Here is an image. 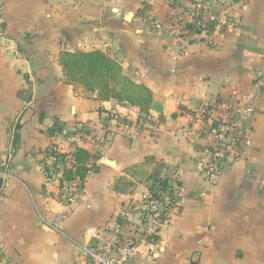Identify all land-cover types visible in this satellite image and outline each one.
Instances as JSON below:
<instances>
[{"label":"crops","instance_id":"1","mask_svg":"<svg viewBox=\"0 0 264 264\" xmlns=\"http://www.w3.org/2000/svg\"><path fill=\"white\" fill-rule=\"evenodd\" d=\"M193 1L3 0L0 264H91L85 247L143 239L144 196L159 170L177 202L131 264H264V0H225L202 29ZM94 50L151 91L148 111L66 80L62 53ZM219 99L254 115L239 156L211 178L191 115ZM78 125L94 141L75 142ZM53 147L97 157L73 204L65 200L71 168L51 173Z\"/></svg>","mask_w":264,"mask_h":264},{"label":"built area","instance_id":"2","mask_svg":"<svg viewBox=\"0 0 264 264\" xmlns=\"http://www.w3.org/2000/svg\"><path fill=\"white\" fill-rule=\"evenodd\" d=\"M225 0H195L193 1V23L199 29L208 28L211 23L219 20L218 8ZM3 0H0V9ZM259 83L264 84V75H259ZM239 101L228 102L226 100H214L196 108L191 117L194 125L199 127L192 129L201 139L206 140L205 147L199 156L200 168L208 177L217 178L222 174L223 165L230 159L239 156L241 148L250 139V128L247 126L249 119L254 115L252 107H239ZM116 118V116H114ZM138 125L154 130V125L143 116L138 117ZM75 142L94 141L92 133L82 126H76L72 131ZM53 160L51 173L55 176L66 167L75 170L76 159L73 154L64 155L58 147H53L51 154ZM65 200L73 204L77 201L83 185L84 178L75 175L71 179L64 178ZM177 202L176 193L171 198L168 194L162 193L160 197H155L152 191L144 196V203L147 206L148 217L146 222L151 226L143 239L130 237L127 239L115 238L106 244L88 246L84 248V255L91 264H131L130 258L138 254L139 241L147 240L156 234L160 225L167 220V215ZM61 215L58 216V219ZM116 248V256L110 254V250ZM154 250V245H152Z\"/></svg>","mask_w":264,"mask_h":264},{"label":"trees","instance_id":"3","mask_svg":"<svg viewBox=\"0 0 264 264\" xmlns=\"http://www.w3.org/2000/svg\"><path fill=\"white\" fill-rule=\"evenodd\" d=\"M61 64L68 82L82 84L91 92L97 91L100 99L128 102L140 106L144 111H148L152 105L151 91L124 75L119 61L103 51H64ZM60 129L56 127L53 131ZM48 152L52 153L51 150ZM73 155L76 159L75 170H66L65 178L71 179L77 174L85 178L95 167L97 157L84 148H78ZM91 159L95 161L88 167ZM149 189L155 197L166 193L172 198L175 191L171 178L161 176L160 170L150 175Z\"/></svg>","mask_w":264,"mask_h":264},{"label":"water","instance_id":"4","mask_svg":"<svg viewBox=\"0 0 264 264\" xmlns=\"http://www.w3.org/2000/svg\"><path fill=\"white\" fill-rule=\"evenodd\" d=\"M105 158H106V156L103 157L100 161L103 162V163H105Z\"/></svg>","mask_w":264,"mask_h":264}]
</instances>
